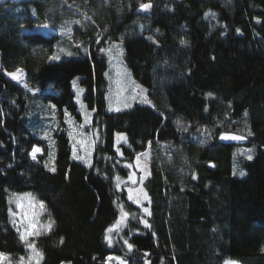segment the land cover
Instances as JSON below:
<instances>
[{
    "label": "trees",
    "instance_id": "obj_1",
    "mask_svg": "<svg viewBox=\"0 0 264 264\" xmlns=\"http://www.w3.org/2000/svg\"><path fill=\"white\" fill-rule=\"evenodd\" d=\"M72 19L81 25L71 34L35 29ZM115 41L148 103L110 112ZM0 63L1 253L27 255L12 199L28 193L52 223L30 264H109L112 255L127 264H264V0H6ZM17 70L28 87L5 73ZM75 79L98 134L88 164L73 158L66 125L54 141L41 134L52 104L81 118ZM116 133L126 134L118 149ZM234 134L246 143L222 142ZM148 151L143 208L116 179Z\"/></svg>",
    "mask_w": 264,
    "mask_h": 264
},
{
    "label": "rangeland",
    "instance_id": "obj_2",
    "mask_svg": "<svg viewBox=\"0 0 264 264\" xmlns=\"http://www.w3.org/2000/svg\"><path fill=\"white\" fill-rule=\"evenodd\" d=\"M2 1L5 2L6 0ZM150 8L144 10L143 7H141L140 11L143 13H147L150 11ZM13 10L18 12V10L20 9L19 7H17ZM75 24L81 25V20H69L64 25H61L59 29H55L48 25L38 26L35 29H37L38 31L47 32L48 34L52 33L53 31H58L59 33L64 34H71L73 30L72 28ZM114 44V46L112 45V47L108 49L109 55H107L109 58V70L107 72V78L109 81V91L107 93L108 110L110 112H118L131 108L137 103L147 104V88L144 85L140 84L139 81L131 74L130 69L128 68L124 59V48L122 42L120 43L121 48L118 45V41H115ZM0 70L3 71L1 63ZM5 73L17 84L23 87H28L26 84L25 75L22 70H17L14 72L5 71ZM73 89L76 94V102L78 104L81 118L78 119L76 116L68 113L61 115L56 111V108L53 107L56 114L52 120L46 121L45 126L48 127L45 128L44 126L41 134L45 136L47 135V131L50 130V138L52 137L54 141V132L60 129L63 124L66 125L67 129L70 131V139L73 147V158L81 160L82 162L88 164L92 160V156L94 153V139H96L98 135L97 132H93L92 129L94 110L87 107V103L84 100L85 90L78 85L77 79L73 81ZM50 90L51 88H47L43 91L47 93ZM31 91L36 92L37 90L32 88ZM51 106L54 105L52 104ZM39 109L40 111L42 110L45 113L44 115H52L47 103L40 105ZM42 122L44 124L45 120H43ZM32 131L35 132L33 129ZM123 141H126V134L116 133L117 149L119 148L120 143ZM245 148L247 147L238 150L239 154L244 153ZM198 149L199 148L194 146L191 148V165H193L192 162L198 152ZM150 164L151 157L149 151L140 154L137 157L135 163L128 166L130 169L129 176L127 178L118 177L116 179L117 187L119 189L126 188L129 198L137 204L141 205L143 208L145 206L144 204L148 201V195L146 193V190L142 186V180L150 173ZM12 203L14 207L13 216L16 226L18 227L22 235L25 232L28 233L27 239H24L27 246V255L23 256L18 262H14L9 255L3 253L5 255L4 257L0 258V264H30L32 262H37L40 259L41 255L37 256L36 254L41 253L36 248V239L41 234L48 232L52 226L50 219L47 217L46 205L38 200L35 196L28 193L15 194L13 196ZM125 217L126 215H124V218ZM29 244L34 245L35 252L32 248H29ZM110 257V264H121V261L123 262V264H127V262L120 257H116L113 255ZM62 264L70 263L64 262ZM225 264L239 263L228 261Z\"/></svg>",
    "mask_w": 264,
    "mask_h": 264
},
{
    "label": "snow or ice",
    "instance_id": "obj_3",
    "mask_svg": "<svg viewBox=\"0 0 264 264\" xmlns=\"http://www.w3.org/2000/svg\"><path fill=\"white\" fill-rule=\"evenodd\" d=\"M142 7H143L144 10H147V9H149V8L151 7V5H143ZM52 59H54V60H55V59H59V57H57V56H53ZM14 78H15V76H14ZM53 107H55V106H53ZM117 110H118V109H117ZM249 135H251V133H249ZM222 138H223V139H229V138H230V139H240V137H235V136H233V137H222ZM39 151H40L39 148H34L33 153H32L33 159L36 158V153L39 152ZM247 158H248L249 160L252 159L251 155H249ZM52 170L54 171L55 169H52ZM244 174H245V173H243V172L240 173V175H244ZM41 206H43V205H41ZM145 211H147V209H145ZM49 227H50V225H49ZM108 231H111V229H109ZM27 236H28V233L25 232V233L22 235L21 239H25V240H26V239H27ZM28 246H29V248H32L33 251L35 252L34 245L29 244ZM129 248H131V245H129ZM4 255H5V254L0 253V258L4 257ZM36 255L39 256V255H41V254L37 253ZM109 259H111V257H110ZM121 264H123L122 261H121Z\"/></svg>",
    "mask_w": 264,
    "mask_h": 264
},
{
    "label": "water",
    "instance_id": "obj_4",
    "mask_svg": "<svg viewBox=\"0 0 264 264\" xmlns=\"http://www.w3.org/2000/svg\"><path fill=\"white\" fill-rule=\"evenodd\" d=\"M240 137V139H223L221 138L222 142L225 143V144H238V145H242V144H245L246 143V138L243 137V136H240V135H225L223 137Z\"/></svg>",
    "mask_w": 264,
    "mask_h": 264
},
{
    "label": "crops",
    "instance_id": "obj_5",
    "mask_svg": "<svg viewBox=\"0 0 264 264\" xmlns=\"http://www.w3.org/2000/svg\"><path fill=\"white\" fill-rule=\"evenodd\" d=\"M4 1L0 0V4L3 3Z\"/></svg>",
    "mask_w": 264,
    "mask_h": 264
},
{
    "label": "built area",
    "instance_id": "obj_6",
    "mask_svg": "<svg viewBox=\"0 0 264 264\" xmlns=\"http://www.w3.org/2000/svg\"><path fill=\"white\" fill-rule=\"evenodd\" d=\"M109 263V262H108ZM110 264V263H109Z\"/></svg>",
    "mask_w": 264,
    "mask_h": 264
}]
</instances>
